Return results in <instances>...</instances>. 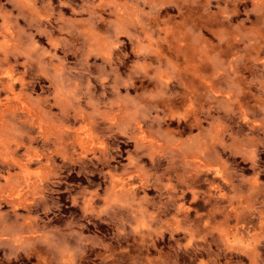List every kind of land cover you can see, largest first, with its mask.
Listing matches in <instances>:
<instances>
[{"label":"rangeland","instance_id":"374dc122","mask_svg":"<svg viewBox=\"0 0 264 264\" xmlns=\"http://www.w3.org/2000/svg\"><path fill=\"white\" fill-rule=\"evenodd\" d=\"M0 264H264V0H0Z\"/></svg>","mask_w":264,"mask_h":264}]
</instances>
